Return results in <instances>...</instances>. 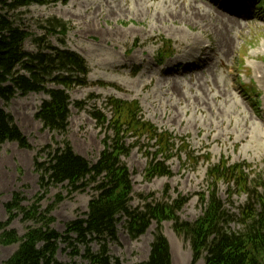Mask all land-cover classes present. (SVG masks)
<instances>
[{
	"label": "rangeland",
	"instance_id": "1",
	"mask_svg": "<svg viewBox=\"0 0 264 264\" xmlns=\"http://www.w3.org/2000/svg\"><path fill=\"white\" fill-rule=\"evenodd\" d=\"M250 1L235 0L231 5L228 0H68L13 13L16 23L32 35L25 44L27 51L36 53L39 47L34 39L45 36L49 45L83 57L90 72L89 85L68 91L72 106L66 135L45 130L36 119L49 99L46 93L17 96L7 106L0 100L32 147L6 143L0 148V221L8 220L6 204L15 193L26 198L24 206L34 203L40 192L35 163L37 158L44 161L38 155L45 146L55 148L57 142L69 141L77 154L97 163L105 137L115 134L110 127L112 100L137 101L138 119L165 133L171 145L163 153L154 136L123 133V142L131 150L122 160L132 175V208L187 198L178 216L182 222L194 223L203 214L200 194L208 192L210 167L223 159L229 165L247 163L251 178H263L264 11L255 5L258 0ZM58 21L65 30L51 32ZM166 41L172 42L174 56L159 66V51ZM246 86L255 88L253 99ZM78 102L84 107H76ZM102 116L107 119L104 126ZM155 159L166 164L170 176L146 179L147 166ZM218 189L228 209L238 211L247 202L246 193L236 192L226 182H220ZM58 195L65 200L52 213L53 228L64 234L70 222L86 218L96 192L92 185L72 195L66 185L52 187L42 202L43 210ZM31 226L34 223L19 217L9 229L24 236ZM156 228L154 222L133 239L123 218L110 254L125 264L146 261ZM163 233L171 245L173 264H192L190 241L175 232L173 222L163 223ZM18 248L19 244L0 243V264H6ZM92 248L99 249L96 243ZM78 249L81 254L73 255V249L63 243L57 258L66 264H88L84 247ZM196 264H205V257Z\"/></svg>",
	"mask_w": 264,
	"mask_h": 264
},
{
	"label": "trees",
	"instance_id": "2",
	"mask_svg": "<svg viewBox=\"0 0 264 264\" xmlns=\"http://www.w3.org/2000/svg\"><path fill=\"white\" fill-rule=\"evenodd\" d=\"M63 1L68 0L0 1V100L7 106L17 96L46 93L49 99L43 102L36 119L45 130L60 135H66L69 129L72 103L68 91L89 85L87 62L76 52L49 45L45 36L34 39L39 47L36 53L27 51L25 44L32 35L16 23L12 14L33 5ZM257 6L263 7L264 4L260 2ZM65 28L63 22L58 21L51 32L56 29L64 31ZM173 53L172 42L166 41L159 51L158 62H164ZM50 84L57 88H50ZM110 102L115 104L110 123L115 134L114 138L105 137L104 151L96 164L77 154L69 141L57 142L55 148L52 144L47 145L38 155L44 156V161L37 158L35 163L40 176V192L34 203L24 206L26 198L15 193L6 204L8 220L0 221V243L4 246L19 244L17 252L6 264H66L57 258L63 243L78 256L81 254L78 247L83 246V258L88 264H125L110 254V245L119 240L118 224L123 218L127 219V229L133 239L142 236L154 222L157 224L150 256L138 264H173L171 245L163 233L166 221L173 222L175 232L190 241L192 264L203 256L205 264H264V177L251 178L246 170L251 165L247 163L229 165V161L223 159L220 164L210 167L208 192L200 194L203 214L194 223L182 222L178 216L188 202L187 198L173 204L150 202L142 209H134L131 207L132 175L122 160L130 155L131 150L123 142V133L154 136L159 151L163 153L170 151V140L165 133H158L152 124L138 119L140 105L137 101ZM84 104L78 102L76 107L83 108ZM101 118L104 126L107 119ZM124 126L127 129L122 132ZM6 143L32 148L13 115L0 106V148ZM165 159L167 161L170 157ZM170 175L166 164L155 159L149 162L145 177L153 180ZM220 182L234 186L238 193H246L247 202L238 211L228 209L219 198ZM61 185L67 186L70 195L91 185L96 192L86 218L70 222L64 234L53 228L55 218L52 213L65 197L58 195L55 203L46 210L42 208L50 189ZM19 217L25 223H34L24 236L9 229ZM93 243L98 245L97 251L93 250Z\"/></svg>",
	"mask_w": 264,
	"mask_h": 264
},
{
	"label": "bare ground",
	"instance_id": "3",
	"mask_svg": "<svg viewBox=\"0 0 264 264\" xmlns=\"http://www.w3.org/2000/svg\"><path fill=\"white\" fill-rule=\"evenodd\" d=\"M91 14L94 15V14H96V12H92ZM95 16H96V15H95ZM90 22H92V21H90ZM172 89L174 90V92H178V93H179V91L176 90V87H172Z\"/></svg>",
	"mask_w": 264,
	"mask_h": 264
}]
</instances>
